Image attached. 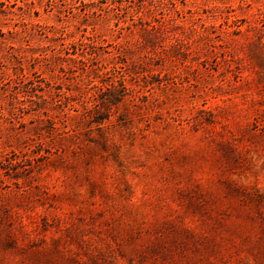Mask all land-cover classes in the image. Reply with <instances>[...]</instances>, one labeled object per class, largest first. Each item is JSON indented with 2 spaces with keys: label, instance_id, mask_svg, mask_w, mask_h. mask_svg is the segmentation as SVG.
Here are the masks:
<instances>
[{
  "label": "rangeland",
  "instance_id": "374dc122",
  "mask_svg": "<svg viewBox=\"0 0 264 264\" xmlns=\"http://www.w3.org/2000/svg\"><path fill=\"white\" fill-rule=\"evenodd\" d=\"M0 264H264V0H0Z\"/></svg>",
  "mask_w": 264,
  "mask_h": 264
}]
</instances>
